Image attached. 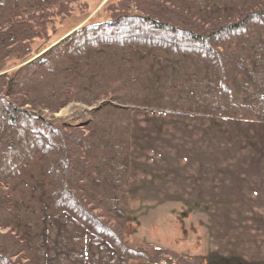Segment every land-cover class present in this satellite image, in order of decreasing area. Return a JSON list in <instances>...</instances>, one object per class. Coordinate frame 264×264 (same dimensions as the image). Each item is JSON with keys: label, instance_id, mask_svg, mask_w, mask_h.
Wrapping results in <instances>:
<instances>
[{"label": "trees", "instance_id": "1", "mask_svg": "<svg viewBox=\"0 0 264 264\" xmlns=\"http://www.w3.org/2000/svg\"><path fill=\"white\" fill-rule=\"evenodd\" d=\"M74 1L0 0V264L183 262L129 239L133 111L264 123V0H120L7 72ZM102 99L85 126L34 112Z\"/></svg>", "mask_w": 264, "mask_h": 264}, {"label": "crops", "instance_id": "2", "mask_svg": "<svg viewBox=\"0 0 264 264\" xmlns=\"http://www.w3.org/2000/svg\"><path fill=\"white\" fill-rule=\"evenodd\" d=\"M172 116L197 124V139L158 130L180 120L166 114L132 117L131 241L184 264H264V123Z\"/></svg>", "mask_w": 264, "mask_h": 264}, {"label": "rangeland", "instance_id": "3", "mask_svg": "<svg viewBox=\"0 0 264 264\" xmlns=\"http://www.w3.org/2000/svg\"><path fill=\"white\" fill-rule=\"evenodd\" d=\"M120 2V0H77L74 2H71L68 4L70 8V13L62 16H56L55 17V30L54 32H50V37L48 39H35L31 46L33 49L32 52V58L35 56L40 55L44 51H46L51 45L57 43L59 40L63 39V37H67L68 33L75 29H80L85 25L89 24H96L101 23L104 21H110L113 18V15L115 13V10H117V4ZM131 10L133 12H137L134 5H131ZM76 31V30H75ZM69 36V35H68ZM45 53V52H44ZM42 55V54H41ZM39 57V56H37ZM36 57V58H37ZM29 59V60H31ZM28 60V61H29ZM27 61V62H28ZM25 63H15L13 64L10 69L7 71L9 73H12L16 69L23 66ZM139 87H142L143 85H147V83L143 80L136 84ZM4 97L3 93L0 94V98ZM111 103L109 99H102L98 101L95 105H88L81 101H72L69 104H67L65 107H63L61 110L55 113H50L47 110H43L41 112H36L37 114H41L42 117L53 124H66V125H75V126H85L88 125L92 119L93 114L97 111L95 110L100 104H108ZM25 109L32 110V107L30 104H27L24 106ZM152 113H160V114H166V118L168 119H180V123L177 121L175 123L171 122H159L156 124V127L160 131H175L177 132V136L181 135V138H178L181 145H188V143L192 139H197V124H185V118H176L175 115H182V116H196L198 115H191V114H179V113H171V112H163V111H153L151 109H145V108H135L133 111V115L136 118V122H139L137 119L140 120L143 119V116H150ZM168 114V115H167ZM205 117V116H204ZM207 117V116H206ZM214 118H221V119H227L223 117H214ZM238 120V119H234ZM247 121V120H246ZM197 123V120H195ZM195 136V138H194ZM129 210H130V203H129ZM130 228H129V220H128V235L130 239ZM131 241V239H130ZM132 242V241H131ZM135 245H140V243H134ZM149 245V244H146ZM155 246V245H154ZM182 258V256L180 255ZM183 262L180 261L178 258L173 260L172 264H184V259L182 258ZM137 261V260H132ZM130 261V262H132ZM138 262H144L149 263L146 261H138Z\"/></svg>", "mask_w": 264, "mask_h": 264}, {"label": "water", "instance_id": "4", "mask_svg": "<svg viewBox=\"0 0 264 264\" xmlns=\"http://www.w3.org/2000/svg\"><path fill=\"white\" fill-rule=\"evenodd\" d=\"M75 30H77V29H75ZM75 30H73V31H71L70 33H68V35H70L71 33H73ZM68 35H67V36H68ZM64 38H65V37H63V39H64ZM63 39H61V40H63ZM61 40H59L57 43L51 45L47 50H49L50 48H52L53 46H55L56 44H58ZM47 50H46V51H47ZM46 51H44V52H46ZM44 52H43V53H44ZM43 53H41V54H43ZM41 54H40V55H41ZM40 55H37V56H40ZM37 56H35L33 59L29 60L27 63H29L30 61L34 60ZM103 105H104V104H100L95 110L100 109Z\"/></svg>", "mask_w": 264, "mask_h": 264}, {"label": "built area", "instance_id": "5", "mask_svg": "<svg viewBox=\"0 0 264 264\" xmlns=\"http://www.w3.org/2000/svg\"><path fill=\"white\" fill-rule=\"evenodd\" d=\"M162 264H168V263H166V262H162Z\"/></svg>", "mask_w": 264, "mask_h": 264}]
</instances>
